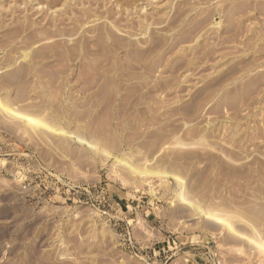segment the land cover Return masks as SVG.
Here are the masks:
<instances>
[{"label": "rangeland", "instance_id": "obj_1", "mask_svg": "<svg viewBox=\"0 0 264 264\" xmlns=\"http://www.w3.org/2000/svg\"><path fill=\"white\" fill-rule=\"evenodd\" d=\"M207 248L264 264V0H0V264Z\"/></svg>", "mask_w": 264, "mask_h": 264}, {"label": "built area", "instance_id": "obj_2", "mask_svg": "<svg viewBox=\"0 0 264 264\" xmlns=\"http://www.w3.org/2000/svg\"><path fill=\"white\" fill-rule=\"evenodd\" d=\"M207 260L210 264H221V261L217 259V255L209 248H207Z\"/></svg>", "mask_w": 264, "mask_h": 264}, {"label": "crops", "instance_id": "obj_3", "mask_svg": "<svg viewBox=\"0 0 264 264\" xmlns=\"http://www.w3.org/2000/svg\"><path fill=\"white\" fill-rule=\"evenodd\" d=\"M161 250H162V248L159 247V250L158 251L160 252ZM155 251H157V250H155ZM203 259H205L204 256H201V260H203Z\"/></svg>", "mask_w": 264, "mask_h": 264}, {"label": "bare ground", "instance_id": "obj_4", "mask_svg": "<svg viewBox=\"0 0 264 264\" xmlns=\"http://www.w3.org/2000/svg\"><path fill=\"white\" fill-rule=\"evenodd\" d=\"M208 217H210V218H211V216H208Z\"/></svg>", "mask_w": 264, "mask_h": 264}]
</instances>
